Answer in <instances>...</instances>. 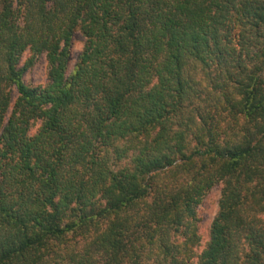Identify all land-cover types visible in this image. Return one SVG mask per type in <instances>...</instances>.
<instances>
[{
    "label": "trees",
    "instance_id": "16d2710c",
    "mask_svg": "<svg viewBox=\"0 0 264 264\" xmlns=\"http://www.w3.org/2000/svg\"><path fill=\"white\" fill-rule=\"evenodd\" d=\"M0 264H264V0H0Z\"/></svg>",
    "mask_w": 264,
    "mask_h": 264
},
{
    "label": "rangeland",
    "instance_id": "374dc122",
    "mask_svg": "<svg viewBox=\"0 0 264 264\" xmlns=\"http://www.w3.org/2000/svg\"><path fill=\"white\" fill-rule=\"evenodd\" d=\"M83 38L79 33L73 36L72 47H71V60L69 64V69H72L76 62V58L83 47ZM30 55L24 53L21 58V66L25 63ZM47 65L45 61V56H39L34 65L30 67L23 73V81L25 84L37 87L45 86L47 83ZM13 98L15 97V91H13ZM220 185L213 187L203 198L201 204L197 207V217H198V234L200 236L199 248H204L205 244L209 238V229L213 218L218 211V199L220 196Z\"/></svg>",
    "mask_w": 264,
    "mask_h": 264
}]
</instances>
